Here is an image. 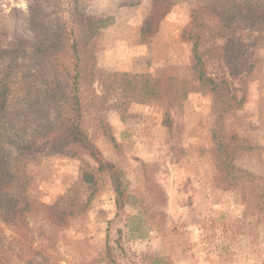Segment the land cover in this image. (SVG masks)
Here are the masks:
<instances>
[{
	"label": "rangeland",
	"instance_id": "rangeland-1",
	"mask_svg": "<svg viewBox=\"0 0 264 264\" xmlns=\"http://www.w3.org/2000/svg\"><path fill=\"white\" fill-rule=\"evenodd\" d=\"M150 4L0 0V48L17 46L25 54L53 39L55 20H68L72 7L108 17L93 39L94 78L80 87L83 119L129 195L116 210L104 173L96 174L93 188L80 185L78 156L94 163L74 148L40 156L26 166L29 198L52 204L68 194L62 206L71 209L72 202L87 203L62 225L53 213L34 209L0 216V264H148L153 256L169 264H264L260 200L248 203L228 188L210 153L216 133L232 148V162L254 174L264 192V0H176L142 41ZM187 34L198 37L215 90L178 83L193 81ZM44 51L40 68L60 74L63 83L65 72L73 73L69 53ZM155 78L186 96L172 104L153 98Z\"/></svg>",
	"mask_w": 264,
	"mask_h": 264
},
{
	"label": "trees",
	"instance_id": "trees-1",
	"mask_svg": "<svg viewBox=\"0 0 264 264\" xmlns=\"http://www.w3.org/2000/svg\"><path fill=\"white\" fill-rule=\"evenodd\" d=\"M176 0H151L148 13L140 27L141 40L152 37L159 22L169 12ZM207 2V0H205ZM105 18H98L77 7H72L68 20L56 19L53 39L24 53L20 47L0 48V216L14 215L21 211L34 209L42 216L54 214V222L62 225L67 216L83 212L84 205L72 202L71 208L63 205L66 196L52 204L41 203L29 198L27 190L31 176L26 171L29 163L38 161L42 155L53 154L74 148L78 153L87 155L94 164L78 156V183H95L96 174L104 173L112 192L116 210H121L129 201L121 173L117 167L105 158L94 142L89 138L84 124L81 83L92 80L95 75L93 39L98 31L105 27ZM70 38L69 36H72ZM192 39L191 69L192 82L179 79L184 83L196 84L201 88L215 90L217 83L203 70V62L198 52V37L187 34ZM67 48V49H66ZM45 50L65 51L69 53L71 72H65L64 82L60 74H52L40 68L46 65ZM28 57L31 64L17 60L18 56ZM83 66V68H81ZM87 68V72H84ZM69 78V79H68ZM169 80L155 78L150 89L153 98L172 104L174 99L186 96V91L173 88ZM193 84V85H194ZM66 86V87H65ZM178 93L181 95L179 98ZM163 114V122L170 127V118ZM214 145L210 153L215 160L228 188L238 189L249 203L256 197L259 210H264V192L259 191L256 176L238 168L232 162V148L224 147L213 133ZM19 201L23 204L17 205ZM148 264H169L166 258L153 256Z\"/></svg>",
	"mask_w": 264,
	"mask_h": 264
}]
</instances>
